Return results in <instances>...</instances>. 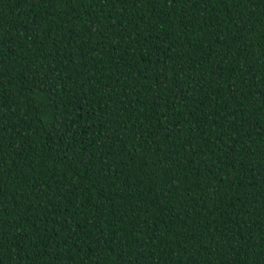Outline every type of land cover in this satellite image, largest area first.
<instances>
[{"label":"trees","instance_id":"1","mask_svg":"<svg viewBox=\"0 0 264 264\" xmlns=\"http://www.w3.org/2000/svg\"><path fill=\"white\" fill-rule=\"evenodd\" d=\"M0 264H264V0H0Z\"/></svg>","mask_w":264,"mask_h":264}]
</instances>
